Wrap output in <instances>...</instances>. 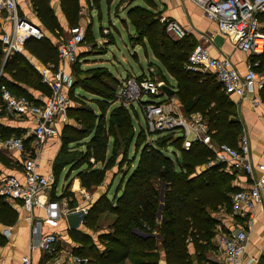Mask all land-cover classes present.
I'll return each instance as SVG.
<instances>
[{
  "label": "trees",
  "instance_id": "1",
  "mask_svg": "<svg viewBox=\"0 0 264 264\" xmlns=\"http://www.w3.org/2000/svg\"><path fill=\"white\" fill-rule=\"evenodd\" d=\"M30 1L43 26L59 37L63 29L49 0ZM142 1L148 4V0ZM61 9L69 26H79L81 9L78 0H61ZM128 16L135 28L134 38L138 44L144 46L145 51H150L175 80V95L186 115L201 114L207 121L213 142L238 148L243 126L237 118L236 102L232 96L226 94L212 73L187 68L188 57L196 44L186 37L172 41L167 35V24L155 18L147 7L136 5L128 11ZM86 37L92 38L90 28ZM59 47L48 37L40 40L31 38L25 43L26 50L46 66L58 65ZM3 59L0 41V115L6 114L1 98L3 88L32 101L34 100L30 98L28 89L51 95L49 86L43 83L40 74L22 55L8 59L5 66ZM79 60L74 64L73 90L81 88L94 99L89 100L84 96L76 98L84 105L69 109V116L81 124L82 128L65 125L62 131L64 140L79 143L85 148L82 159L78 161V169L84 166L93 167L92 159L95 164H104L114 162L119 157H122L120 164L123 166L133 140L139 135V132L136 136L133 133L131 117V113L137 114V111L134 107L128 109L121 105L111 114L109 132H98L95 123L100 120V116L105 118V105L109 106L117 101L115 92L120 80L105 67L83 71ZM262 93L264 98V90ZM90 103L97 105L100 115L95 114ZM141 133L146 140L148 137L154 140L153 135L148 136L146 130ZM172 134L175 133H157L156 142L145 145L136 167L122 180L118 188L120 195L117 194L111 199L104 195L89 208L84 223L91 230L100 215L109 213L114 216L109 233L99 238L106 243L103 250L91 242L89 246L84 244L81 252H89V264H125L126 260L133 264H159L161 249L167 264H191L188 253L190 239L200 261L204 259L207 250L213 249L212 239L216 236L215 228L218 223L210 212H218L221 207L227 208L232 204L231 194L239 191L231 184L234 174H231L226 164H211V168L197 173V168L212 163L213 152L200 142L192 143L190 149L185 150L183 137ZM23 135L18 130L0 126V136L3 138ZM168 137L175 142L167 144ZM110 138L113 139L114 148L111 156L107 157ZM160 140V144L166 141V145L173 148L174 156H180H175V159L169 157L170 155L156 145ZM63 155L61 152L55 163L57 174L58 171L61 172L60 167H72L76 164L73 158L62 159ZM0 160L4 162L6 159L0 157ZM93 172V181L89 173L80 172L79 178L83 187L91 188L92 185L104 181V169ZM2 208L6 209V206ZM1 219L9 223L13 221L12 216L9 221L2 217ZM84 240L86 241L85 238ZM80 256L85 257L82 253ZM260 264H264V260Z\"/></svg>",
  "mask_w": 264,
  "mask_h": 264
},
{
  "label": "built area",
  "instance_id": "2",
  "mask_svg": "<svg viewBox=\"0 0 264 264\" xmlns=\"http://www.w3.org/2000/svg\"><path fill=\"white\" fill-rule=\"evenodd\" d=\"M30 0H0V14L5 12L11 25V32L1 28L0 41L4 61L23 53L28 39H42L39 31L27 28L20 15L21 3ZM198 5L206 17L216 23L218 32L227 37L233 47L253 57L264 55V0H190ZM168 32L172 38L184 35L175 23H170ZM85 31L82 26L71 27L69 38L59 47L58 65H50L38 69L43 83L51 89L43 104H36L25 96H16L6 88L2 89L1 98L4 110L10 116H31L35 126L32 131L33 149L36 154L48 140L60 137L56 122L67 123L71 100L67 93L73 88L75 79L66 70L78 60V52L84 42ZM259 63L249 61L246 73L241 75L228 56L213 57L208 49L196 45L188 57L187 68L194 71L212 73L227 95L240 100L251 99L253 107L259 100L252 94L264 89V81L258 73ZM163 81H157L143 75L139 78L127 76L121 79L116 88V99L125 108L139 106L147 122V131L154 133H179L184 138L183 148L189 150L192 143L200 142L214 154L211 164H226L236 172H244L250 177L251 185L232 196L234 215L253 218L255 212L263 205L264 164H254L250 157L247 136L241 135L238 148L228 144L213 142L207 122L200 114L183 117L175 111L174 97H167L162 90ZM170 87V86H169ZM164 97L163 103L144 102L143 97ZM192 135V138L189 137ZM0 148L6 152L20 154L23 167L22 178L7 176L0 179V199L9 202H22L24 209L32 211L33 207H42L45 218L37 220L32 228V251L42 250L52 253L59 237L43 231L44 222L55 223L62 217V204L56 200L41 202L42 197L49 194L53 182L49 176L38 170V157L28 150L26 138L0 136ZM258 171L259 176H256ZM250 219V221H251ZM240 230L223 234L219 237L217 247L219 264H241L246 254L249 233L251 230ZM73 264H89V258L75 256ZM20 264H32L30 257H25ZM166 264V263H160Z\"/></svg>",
  "mask_w": 264,
  "mask_h": 264
},
{
  "label": "crops",
  "instance_id": "3",
  "mask_svg": "<svg viewBox=\"0 0 264 264\" xmlns=\"http://www.w3.org/2000/svg\"><path fill=\"white\" fill-rule=\"evenodd\" d=\"M158 1L161 3V8L164 12L161 21H165V20L167 21V28L170 25V23L177 24L178 27L181 29V31L184 33L182 37L179 35L176 38H172V36L170 35L167 29L166 30L167 35L172 41H178L184 37H187L196 45L201 44L205 46L208 49L210 55L213 57L217 58L221 56H228L230 57L235 68L241 75L246 73V66L249 61L254 60L256 62H259L258 73L260 74L262 80L264 81V72H262V68H263L262 61H264V55L253 57L249 54H245L237 51L233 47L229 39L218 32L216 23L210 21L204 14V11L198 5L191 2L190 0H158ZM28 2L31 4V1ZM26 4L27 2L21 3L22 7L21 5L20 7L23 12V16L22 15L21 16L25 21L27 28L31 30L39 31L40 35H42L43 38L48 37L54 45H58V46H61L64 43V41H66L69 38L71 26H69L61 7H59L61 19L58 20L62 26L63 31L61 35L57 37L51 34L43 26L36 12L34 18L29 17L31 11L30 10L25 11V9H23V6H25ZM7 17L8 16L5 12L0 14V32H1V28H5L4 30L6 32H11V25L7 20ZM82 19L83 18L81 14L79 26H82L81 24ZM88 26L91 29L93 38L96 39L98 38L99 42L101 43L106 41V40H102L100 37L95 36L94 26L92 21L89 23ZM132 28L134 33H136L134 26H132ZM263 28H264V23H263ZM64 34L68 35V38L65 40H63L65 38ZM130 34L132 33L130 32ZM60 40H63V42L59 45L57 43ZM111 44L114 45L115 41L111 42ZM136 47H141L144 50L145 57H147V53L145 51L144 46L137 44ZM80 53H81V47L78 52V60L80 58ZM20 55H22V57H24V59L28 62V64L34 67L37 70V72L38 69H41L42 67H46V65H43L39 59H37L34 55H32L29 51H27L25 46L23 53ZM89 56L90 55H86L85 57L82 58V60H88ZM83 62L81 61V59L79 60L82 70H84L83 66H85V63ZM4 63L5 61L3 62V65ZM66 70L69 73H71L74 77L75 75L74 64L68 65L66 67ZM5 76H7V74ZM149 77L153 79H158L157 76L154 75L153 68L151 67H149ZM119 80L121 79L119 78ZM168 85L171 87V89L174 90V94L171 97H174L176 99L175 85L173 86L170 84ZM262 91H256L254 94H252V98L256 97L259 100V104L256 107H253L250 98L246 100H240L235 97H232V99L236 102V104H239L238 116L243 126L242 135L245 134L248 138L250 157L254 164L256 163L264 164V98ZM27 92L29 93L30 98L33 99L35 102H38V104H43L48 98L47 95L39 91L28 89ZM85 94L87 93L84 92L81 88H76L75 90H73L72 88L70 92L67 93V95L71 100L69 109L73 108L72 98L75 101V99L78 96L87 97V95H89L91 96L89 100L94 99L92 95L90 94L85 95ZM116 102L119 103L118 100ZM134 109L136 110V108ZM175 109L180 111V106L176 105ZM7 116L0 115L1 127L11 130H18L19 132L23 133L25 135L24 138H26V141L28 143L27 145L28 150L33 151V154H35V156H38L43 151V156H39L38 158V166H39L38 170L41 174L49 176L53 182V185L49 194H47L45 197H42L41 202H45L48 199L49 200L53 199L62 204V217L55 223L44 222L43 231L46 234L57 235L61 243L59 244L58 242L55 245V250L52 253H47L42 250L32 251L30 249V245L32 244V228L37 220L42 221L45 218V210L42 207L35 206L33 207L32 211H29L24 209L22 202H18V201L9 202L2 199L0 201V264H20L25 257H30L32 264H73L72 263L73 258L75 256H80V252L83 250L82 249L83 245L86 243V245L89 246V242H90L89 239L97 240L103 234L98 233V235L93 236L91 232L87 231L86 229H82L85 219L81 223L79 228L72 229L70 228L66 217L70 213L84 211L86 218L90 206H92L98 200L97 199L98 196L96 195L97 192L92 193V195L90 196L88 195L89 191L85 189L83 186H81L79 181L80 180L79 174L80 172H83L84 167L73 171L72 175L69 173L72 168L70 165L68 166L65 165L60 167L59 170L61 172L58 171V174L55 172V163L57 161L56 158H58L57 153L59 151H57L58 146L54 145L53 143H55L58 139L48 140L41 147V150L36 154V151L33 149V137L30 138V135L32 134L33 128L35 126L34 119L31 116H23V117L12 116V118ZM72 120L74 121V119L70 118L69 116V120L66 124L65 123L62 124L59 121L56 122V126L60 131V136L63 129L65 128V125L67 124L72 125L71 123ZM0 151H3L8 155H10L11 158L9 157V159L12 160V158H14L15 161H12L11 164H14L19 169L14 171L9 170L8 172L10 174L8 176H15L22 178L23 167L21 164L20 154L17 152H13V153L6 152L2 148H0ZM8 161L10 162V160ZM5 167L6 166L0 160V173L4 171ZM208 168H211V165L208 166ZM208 168L202 167L200 170H198L197 173H201L202 171H205ZM227 169L230 170V172H232L231 174H234L233 175L234 178L231 183L234 187L238 188L239 191L242 189L250 188L251 185L250 177L246 173L236 172L229 166H227ZM132 170L129 173H131ZM64 172L66 173L65 182L59 194L57 192L59 186L58 185L59 178L60 175ZM255 174L256 176H259L258 171H255ZM124 175L125 174L123 173L118 178L119 183L117 186L121 184ZM2 178L4 177L3 176L0 177V179ZM116 192L112 196H116L117 194L120 195L121 193V191H118V193ZM71 203H74L75 205V208L73 210L69 209L70 206L69 204ZM2 206H6V209H3ZM225 209L226 208L221 207L218 213H216L219 215L218 217H215L218 223L216 226L218 229L215 230L216 231L220 230L221 232H226L227 234L230 232L247 230L248 225L250 224L252 227L249 233L250 240L248 243L246 254L243 257L241 264H260L261 260L262 261L264 260V193H263V205L255 212L252 219L249 217H245V218L238 217L234 215L233 210L230 212V211H226ZM3 215L5 216L3 217ZM11 216L13 217V221L10 223L5 222L3 221V219H1L2 217L4 218V220L9 221ZM112 220H114V217L112 218ZM240 221L244 222L245 224L244 227L239 225ZM217 236L218 235L216 234V236L212 239L213 249L207 250L205 252V256L202 261L198 260V258L196 257L197 252L195 245L191 241V239L189 240L188 253L191 257L190 258L191 264H219L217 261L219 258L217 243L220 236L219 237ZM84 238L86 239V241L84 240ZM96 245H98V248L100 250L104 249V246L102 247V244L100 242L99 244ZM130 262H131L130 260H126L125 264H132ZM163 262L166 263V260H165L164 252L161 249L159 264Z\"/></svg>",
  "mask_w": 264,
  "mask_h": 264
},
{
  "label": "rangeland",
  "instance_id": "4",
  "mask_svg": "<svg viewBox=\"0 0 264 264\" xmlns=\"http://www.w3.org/2000/svg\"><path fill=\"white\" fill-rule=\"evenodd\" d=\"M78 1H79L81 14H82V18H83L81 24L85 29L84 42L81 45V53H80L81 61L82 62L84 61L83 63H85V66H83L84 67L83 71L94 69V68H99V67H105L116 78L124 79L128 75L136 77V78H139L143 75L149 76V67H151V68H153L154 75H156L158 78L155 80L163 81L166 84L168 82V84H170L172 86L173 85L176 86L175 80L168 74V72L158 62V60H156L154 58V56L152 55V53L150 51H146L147 57H145L144 50L141 47H136V45L139 42L134 38V37H136V33H134V31H133L132 22H131L130 17L128 16L129 10L134 8L136 5H140V6L147 7V9H149L150 12L153 13V16L155 18L160 19L161 23L167 24L166 20L161 21V18L163 16L164 12L161 8V3L158 0H148V4H145V2L142 0H78ZM49 2H50L51 7L54 10L55 15H57L58 19H61V14L59 11V7H61V0H49ZM28 3L29 2H27V4L25 6H23V9H25V11L30 10L31 12L29 11L30 12L29 17L34 18L35 10L33 8L32 2H31V4L29 3L31 6ZM21 7H22V5H21ZM21 7H20V15L23 16V12L21 10ZM137 14H139V12H137ZM91 21H92L93 26H94L95 36L100 37L102 40H106L105 42H102V43L99 42L98 38L96 39L93 37L92 38L86 37V32H87L86 30L89 29L88 25ZM92 29H93V27H92ZM130 32L132 34L134 33L133 36H132V34H130ZM64 35H65V38L63 40L68 38L67 34H64ZM63 40L58 41L57 44L60 45L63 42ZM113 41H115L114 45L111 44V42H113ZM109 44H111V45H109ZM108 45H109V47H108ZM138 45H140V44H138ZM86 55H90L88 60H82V58L85 57ZM262 65H263L262 72H264V61H262ZM79 66L81 67V64ZM0 72H2V68H0ZM8 78L11 79L10 77H8ZM85 95H87V94H85ZM87 97H88V99H90L91 96L87 95ZM143 101L144 102H151V103H163L165 101V99H164V97H159V96L158 97L157 96H146V97H143ZM87 102H89V101H87ZM174 103L176 105L180 106V111L176 110V109H175V111H177L181 115L184 114L183 115L184 117L191 116V115H186V113L183 111V109L181 107V102L177 96H176ZM83 105L84 104H82L78 99H75V101H74L72 98L73 108H81V107H83ZM238 105L239 104H237V106ZM90 106L94 109L95 114L100 115L101 112H100V110L96 104L90 103ZM120 106H121L120 102L119 103L115 102L114 104L109 105V106L105 105V107H106L105 118L103 119L102 116H100V120H98L95 123V127H98L97 128L98 132L103 131V134H104V132H105V134H107L109 132V121L112 118L111 114L114 111V109H116ZM136 110H137V114L131 113V115H132L131 117H132V123L134 124L133 133L136 136L137 133L139 132V135H138L139 139L135 138L133 140V143L130 147L128 155L126 156L125 164L123 166L120 164V160H122V157L121 158L119 157L114 162L112 161V162H108V163H104V164L103 163L95 164L94 160L92 159L91 163L93 164V167L86 168V166H84L83 172L89 173L91 175L90 177L92 178V181H93V178L95 177L94 176L95 174H93L94 173L93 171H96L98 169L99 170L104 169V173H105L104 174V176H105L104 181L101 184L92 185L91 188H85L84 187L85 189H87L89 191L88 195L91 196L92 193L97 192L96 195L98 196V198H100L104 195H107L111 199L113 197L112 195H114V193L117 191V189L120 186V185L117 186L119 183L118 178L120 177V175L123 173L125 174L123 177V180H124V178H126L127 175L129 174L128 172H130L132 169H134L136 167L137 162L140 159L141 153H142L145 145H147L148 143L151 144L150 142H152V143L156 142L157 138L155 135L158 132L154 133V134H150L147 131V127H146L147 122H146L145 116L143 114V111L141 110V108L139 106L136 107ZM5 116H7V115L5 114ZM7 117L12 118V116H7ZM237 118H239V116ZM71 123H72V125H74V127L82 128V125L79 124L76 120H74V121L72 120ZM144 130L147 131L148 136L153 135L152 136L154 139L153 141H152L151 137H148L147 140L145 138H143V135L141 132ZM172 135L177 136V135H179V133H175ZM22 137H25V135H23ZM31 137H32V134L30 135V138ZM106 138L107 137L105 136V139ZM191 138H192V135L189 137V139H191ZM105 139L103 138V140H105ZM173 141L175 142V140L173 138H169V139H167V144H169V142L172 143ZM158 142L156 145H158V147H160L162 150H164L168 154V156L170 155L169 157H171L172 159H175V156H176V158H178L180 156V154H177V155L175 154V156L173 155L172 152H174V150L170 146L168 147L166 145V141L163 144H160L161 140ZM53 144L58 146V150H57V151H59L57 153L58 156H59V154H61V152L64 153L62 159L66 160V159L73 158L74 160H76V164L72 166V168L69 172L72 175L73 171L78 170V161H79V159H82V157L84 155L85 148L82 147V145H80L79 143H69V140H64L63 132L61 133L60 138ZM183 145H184V141H183ZM113 148H114L113 139L110 138L109 139V148L107 150V157L111 156ZM81 151H83V152H81ZM120 155H122V154H120ZM39 156H43V151L37 157L39 158ZM0 157L4 158L6 160H10V162H8V163L6 162V160L3 162L6 167H5L4 171H2V173H0L1 174L0 177H2V176L7 177L10 174L8 172L9 170H13V171L19 170L14 164H11V162L15 161V160H14V158H12V160L9 159L10 155H8L7 153H5L3 151H0ZM109 163H111V164H109ZM207 164L197 168L196 172H198V170H200L202 167L208 168V166L211 165V163L208 165ZM92 169H95V170H92ZM121 171H123V173ZM65 177H66L65 172L60 175L59 184H58L59 186H58V191H57L59 194H60L62 187L64 185ZM80 184H81V181H80ZM116 186H117V188H116ZM114 190H115V192H114ZM116 193H118V191ZM232 196H233V194H231V198H232ZM69 205H70L69 206L70 210H73L75 208L74 203H71ZM225 210L231 212L232 211L231 205L228 206ZM216 213H218V212H215V211L210 212L211 215L218 217L219 214H216ZM113 217L114 216L109 214V213H104V214L100 215L99 220L95 223L92 230L89 227H87L85 225V223L83 224L82 229H86L87 231L91 232L93 234V236L98 235V233H102V234L109 233L108 227L110 226L111 222L113 221L112 220ZM239 225L242 227L245 226L243 221H240ZM235 226H236V224H235ZM248 227H249V225H248ZM215 229H218V228L216 227ZM215 232L218 235L217 237H219L223 234H226V232H221L220 230H218V231L215 230ZM90 240H91L90 242L93 243V245L99 244V242L102 244V247L104 245H106L105 242L99 241V238L97 240H95V239L94 240L90 239ZM95 241H96V243H95ZM60 243H61V241H59V244ZM81 253L85 257H88V258L90 257L88 251L87 252H81ZM130 263H132V262H130Z\"/></svg>",
  "mask_w": 264,
  "mask_h": 264
},
{
  "label": "water",
  "instance_id": "5",
  "mask_svg": "<svg viewBox=\"0 0 264 264\" xmlns=\"http://www.w3.org/2000/svg\"><path fill=\"white\" fill-rule=\"evenodd\" d=\"M5 63H6V61H5ZM5 63L3 66H5ZM162 90L164 91V93L167 97H170L174 94V90L171 89V87H169L167 85H164L162 87ZM160 214H161V212H160ZM66 219L68 221L70 228L77 229V228H79L81 223L84 221L85 213H84V211L73 212V213L68 214Z\"/></svg>",
  "mask_w": 264,
  "mask_h": 264
}]
</instances>
